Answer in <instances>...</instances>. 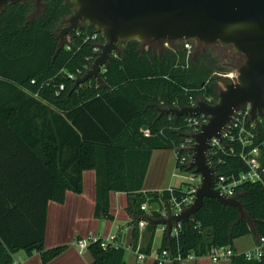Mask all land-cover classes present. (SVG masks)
<instances>
[{
  "label": "trees",
  "instance_id": "16d2710c",
  "mask_svg": "<svg viewBox=\"0 0 264 264\" xmlns=\"http://www.w3.org/2000/svg\"><path fill=\"white\" fill-rule=\"evenodd\" d=\"M74 10L73 0H24L0 15V264H11L20 250L40 253L46 264L68 248H45L48 201L63 203L67 191L81 193L88 169L97 174V216L105 215L111 191L128 194L132 224L146 218L141 209L146 203L161 206L153 212L155 218L164 211L173 215L191 186L144 193L143 180L154 149H174L177 167L195 174L189 166L191 152L180 147L195 128L187 116L161 110L188 107L192 101L216 103L223 85L232 82L218 74L229 69L212 51L188 53L181 40L169 46L147 40L120 43L101 81L75 86L70 75L83 76L105 40L83 21L61 45L60 32ZM259 132V142L264 141V124ZM239 148L226 142L208 155L217 175L231 178L248 171ZM262 151L264 166V144ZM236 198L247 217L237 207L206 198L189 221L176 223L171 234L165 229L160 251H169L177 264L190 254L205 256L214 247H234L238 238L250 234L259 244L264 237V173L262 181L239 185ZM148 225L152 232L141 248L145 254L158 226L152 221ZM102 241L89 243L92 264L126 263L123 246L104 248ZM231 261L264 264V254L253 260L237 254Z\"/></svg>",
  "mask_w": 264,
  "mask_h": 264
},
{
  "label": "water",
  "instance_id": "95a60500",
  "mask_svg": "<svg viewBox=\"0 0 264 264\" xmlns=\"http://www.w3.org/2000/svg\"><path fill=\"white\" fill-rule=\"evenodd\" d=\"M18 1L24 0H0V15ZM73 3L75 10L60 32L61 45L83 21L94 25L105 40L91 68L76 79L75 86L91 79L101 81V72L119 44L131 41H219L233 45L235 53L245 56L237 69V81L221 90L218 102L203 100L195 106L162 109L161 114L175 116L205 114L208 122L192 135L195 143L189 166L201 177L194 203L178 214L150 218V221L165 225L171 234L176 223L189 221L204 207L206 198L237 207L241 216L247 217L239 199L226 197L216 190V172L208 155L211 140L221 139V132L235 111L249 105L254 120L264 116V0H73ZM157 206V203L152 204L154 209H158Z\"/></svg>",
  "mask_w": 264,
  "mask_h": 264
},
{
  "label": "crops",
  "instance_id": "0c3cea01",
  "mask_svg": "<svg viewBox=\"0 0 264 264\" xmlns=\"http://www.w3.org/2000/svg\"><path fill=\"white\" fill-rule=\"evenodd\" d=\"M169 42L171 41H166V43ZM165 45L168 46V44ZM142 129L147 130L144 129V126ZM1 157H3V152H0V159ZM0 165L2 166V163ZM183 173L177 167V154L174 149H154L151 152L142 191L144 193L162 192L172 187H182L180 179L184 178ZM96 203L97 174L93 169L83 172V191L81 193L67 191L63 203L54 200L48 201L45 248L49 250L63 245H67L68 248L46 264H92L94 258L91 252L88 249H81L77 244L79 239H86L90 236L123 246L125 264H156L155 255L161 252L165 225L159 224L156 227L153 234L152 249L146 253V258L141 260L137 250L141 251V248L147 244L152 231L148 224L145 227H140L139 221L132 224V218L127 212L128 194L111 191L110 206L105 209V215H96ZM147 206L146 210L141 209L146 212L145 219L148 223L151 222L150 218L155 220L163 216L158 218L153 216L154 211H161V206L158 205V209H154L152 204H147ZM256 247V237L250 234L238 238L233 248L237 254H243L253 251ZM14 260H18L20 264H44L40 253L28 254L25 250L15 253ZM164 264L176 263L171 257H168L164 260ZM177 264H232V261L226 259L214 262L208 255L195 256L190 254L186 258H180Z\"/></svg>",
  "mask_w": 264,
  "mask_h": 264
},
{
  "label": "built area",
  "instance_id": "2783aa9c",
  "mask_svg": "<svg viewBox=\"0 0 264 264\" xmlns=\"http://www.w3.org/2000/svg\"><path fill=\"white\" fill-rule=\"evenodd\" d=\"M184 46L187 49L188 53H192L193 51V44L191 39L185 40ZM72 79H77L76 76L70 75ZM79 78V77H78ZM232 82L237 81V78L230 79ZM34 82V81H33ZM64 88V85H61V89ZM209 99L207 102L211 103ZM197 102L192 101L190 106H195ZM190 125L195 128L194 133L198 132L202 125L208 122V116L205 114L197 115V116H187ZM264 124V116H258L257 119H253L251 116V107L248 105L243 107L237 111H235L231 121L227 124L226 128L221 132V139L213 138L211 140V149L209 154L218 151L219 149L224 148V143L229 142L232 144L239 145V156L242 160L246 162L249 166L248 171L240 173L237 177L232 176L228 178L224 175H217L215 180V188L221 194L225 195L226 197H236V189L239 185L247 182L255 183L258 181H262L263 173H264V166L262 165V145L264 141H260V125ZM145 135L149 136V131L144 130ZM195 140L192 136L187 138L185 142L180 146L181 149L189 150L193 156V151L191 150ZM177 154V153H176ZM192 160V159H191ZM186 159L183 158L182 162H185ZM193 181H196V177L201 180L199 174H193ZM197 185H191V190H189V194L186 198H184L181 202L176 203V208L174 214H178L181 211L185 210L189 206H191L195 201V191ZM172 191V188L169 189ZM148 208L147 204L142 205V209L146 210ZM163 216L168 217L169 215L164 211L162 213ZM148 224V221L145 218H142L139 221L140 227H145ZM166 229V226H164ZM98 237L90 236L86 239H79L77 241L78 246L81 249H88L89 243L91 241L97 240ZM114 245L116 247H120L119 244L109 243L103 239L102 246L107 248L108 245ZM139 258L141 260L146 258V254L142 253L137 250ZM264 254V237L261 238L260 243L257 244V247L253 251H248L243 253V255L248 260L253 259H260L263 257ZM237 255V252L234 250L232 246H225V247H214L208 254V256L214 262H219L221 260L232 259L233 256ZM156 261L160 264H164V260L170 257L169 251L162 250L160 253L155 255ZM11 264H20L18 260H14Z\"/></svg>",
  "mask_w": 264,
  "mask_h": 264
},
{
  "label": "rangeland",
  "instance_id": "374dc122",
  "mask_svg": "<svg viewBox=\"0 0 264 264\" xmlns=\"http://www.w3.org/2000/svg\"><path fill=\"white\" fill-rule=\"evenodd\" d=\"M160 41V40H157ZM168 46L170 43H166ZM193 53L201 51V50H209L214 53L216 57L222 62V65L229 69L227 72H219L218 74L221 75L224 79H235L238 76L237 69L241 66L243 63L242 60L244 59L242 55L237 54L234 52V46L233 45H223L219 41H215L212 43H203L199 39H193ZM226 87V85H223V89ZM182 175H184V178L180 179L182 182V187L185 190H188L190 186L193 185H200L201 180L196 177V181H193L191 178L193 176L192 173L184 172Z\"/></svg>",
  "mask_w": 264,
  "mask_h": 264
}]
</instances>
